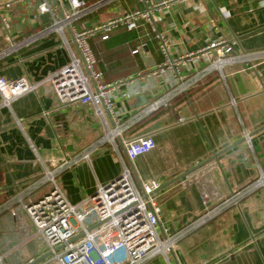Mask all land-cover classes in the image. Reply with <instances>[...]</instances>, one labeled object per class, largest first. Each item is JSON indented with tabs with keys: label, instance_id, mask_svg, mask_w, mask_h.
Returning <instances> with one entry per match:
<instances>
[{
	"label": "crops",
	"instance_id": "1",
	"mask_svg": "<svg viewBox=\"0 0 264 264\" xmlns=\"http://www.w3.org/2000/svg\"><path fill=\"white\" fill-rule=\"evenodd\" d=\"M35 5L36 0H0V48L7 34L21 43L0 56V76L26 75L37 84L10 106L0 105L3 264H25L43 252L17 198L35 199L49 189L45 167L57 169L59 187L75 204L116 178L123 164L137 186L139 178L164 184L187 172L156 191L161 230L178 233L211 214L167 257L143 264H264V187L239 196L264 172V0H176L157 7L150 23L141 20L131 31L118 28L105 40L90 39L104 82L120 81L111 94L117 118L127 126L122 137L150 133L155 140L133 162L119 138L116 147L99 143L104 124L89 105L59 107L42 83L70 56L54 31L43 32L49 20L37 15ZM143 6L139 0H107L78 23L93 26ZM158 34L167 40L169 56L183 60L177 74L171 68L155 73L165 60ZM218 39L227 40L237 58L220 68L212 66L213 51L202 53ZM139 44L142 50L132 53ZM96 143L89 160L62 167L60 157L70 159Z\"/></svg>",
	"mask_w": 264,
	"mask_h": 264
},
{
	"label": "built area",
	"instance_id": "2",
	"mask_svg": "<svg viewBox=\"0 0 264 264\" xmlns=\"http://www.w3.org/2000/svg\"><path fill=\"white\" fill-rule=\"evenodd\" d=\"M139 1L144 3L142 8L119 13L93 26L79 24L78 21L107 0H100L92 5H89L87 0H36L35 5L37 15H46L49 20L43 32L54 31L69 48L70 56L67 64L49 74L42 83L48 86L59 107L75 102L89 105L104 124L99 143L107 142L116 147L115 139L119 138L131 162L154 148L155 140L150 133L134 135L127 139L122 137L127 126L119 122L111 94V90L120 81L104 82L90 39L99 36L105 40L118 28L131 31L137 28L141 20L150 23L157 7L176 0H160L156 3ZM3 26L7 28L6 21H3ZM66 31L70 34L74 50L70 48ZM158 39L165 60L155 73L171 68L177 74L182 58H171L167 40L160 34ZM4 40L5 45L0 48V56L21 44L14 42L10 34H7ZM142 47L143 45H137L132 53L141 51ZM231 49L232 46L227 40L218 39L211 42L202 53L213 51L215 57L212 66L220 68L223 63L237 59L231 55ZM250 65L253 67L251 63ZM177 76L179 78V75ZM36 88L37 84L30 82L26 75L12 80L0 76V105L10 106L14 99L26 92L35 91ZM153 106L156 107L157 104ZM106 120H109V123ZM243 138L249 143L247 131H244ZM96 149L97 143L71 156L70 159L60 157L62 167L80 160H89ZM56 173V168L45 167L43 181L48 182L49 189L39 197L26 200L20 196L17 198L34 227L35 236L43 243L42 253L63 246L40 264H143L158 255L167 257L186 232L199 226L211 215L197 219L186 230L169 234L161 230L159 225L158 216L161 209L156 194L162 185L159 180L151 177L139 178L137 186L130 168L123 164L120 174L107 185L98 184L94 194L84 196L79 202L71 204L59 187ZM258 187H264L262 170L239 196ZM236 198L237 196H233L232 200ZM0 264H3L1 255Z\"/></svg>",
	"mask_w": 264,
	"mask_h": 264
},
{
	"label": "water",
	"instance_id": "3",
	"mask_svg": "<svg viewBox=\"0 0 264 264\" xmlns=\"http://www.w3.org/2000/svg\"><path fill=\"white\" fill-rule=\"evenodd\" d=\"M143 58H144V56H143ZM144 103H145V102H144ZM241 141H242V139L238 140L235 144L240 143ZM216 156H217V154H214V157H216ZM186 173H187V172H184V173L180 174L179 176H177L176 178H174V179H172V180H169L168 182L162 184V185L160 186V188H161V187H164V186H166V185H168V184H170V183H172L173 181H175V180H177L178 178L182 177V176L185 175ZM106 185H107V184H106ZM92 194H94V192H93ZM62 247H63V246L61 245V246H57V247H55L53 250H48V251H46V252L40 254V255L37 256L36 258L29 260V261L26 262L25 264H40V263H42L46 258H48L49 256H51V255L53 254V252H56V251L60 250Z\"/></svg>",
	"mask_w": 264,
	"mask_h": 264
}]
</instances>
